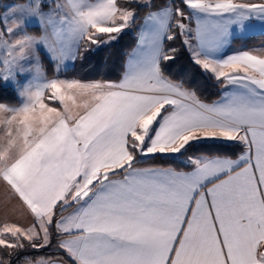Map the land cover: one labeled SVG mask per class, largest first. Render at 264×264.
<instances>
[{"label": "snow or ice", "instance_id": "obj_1", "mask_svg": "<svg viewBox=\"0 0 264 264\" xmlns=\"http://www.w3.org/2000/svg\"><path fill=\"white\" fill-rule=\"evenodd\" d=\"M2 12L0 264H264V47L231 50L264 0ZM132 33L119 79L65 75ZM184 56L215 99L173 74Z\"/></svg>", "mask_w": 264, "mask_h": 264}, {"label": "trees", "instance_id": "obj_2", "mask_svg": "<svg viewBox=\"0 0 264 264\" xmlns=\"http://www.w3.org/2000/svg\"><path fill=\"white\" fill-rule=\"evenodd\" d=\"M5 4H16L18 0H2ZM159 2V0H157ZM34 30V28H30L29 31ZM135 43V37L132 33L129 36H126L123 40L119 42V45L114 50L115 56L112 59H109L105 62L104 56L106 54H100L96 57H93L83 63L79 60L76 62L74 69L71 67L68 69L65 75L72 76H80L85 79H109V80H117L119 79L121 73V65L123 63V54L129 51ZM235 45H244V46H257L264 44V34L257 35L253 37H249L244 40L236 39L233 41ZM45 66L48 70L49 75L52 74V68L47 65L45 61ZM172 72L177 77H185L191 78L192 81L201 86L200 91L203 97L211 100L216 98V93L219 89L211 86V81H207L205 78H202L199 70L195 68V66L190 65L186 56H184L177 65L173 66ZM0 102H8V103H16L15 99H7L5 95L0 92ZM235 154H239L240 149L233 150ZM234 158V157H233ZM181 164V161H176L172 165L177 167ZM186 170V169H184Z\"/></svg>", "mask_w": 264, "mask_h": 264}, {"label": "crops", "instance_id": "obj_3", "mask_svg": "<svg viewBox=\"0 0 264 264\" xmlns=\"http://www.w3.org/2000/svg\"><path fill=\"white\" fill-rule=\"evenodd\" d=\"M6 5H13V4H6ZM134 34V37H135V33H133ZM264 34V32H262L259 28H257V29H255L254 31H251V32H249V33H247V35H246V38H244V39H247V38H249V37H253V36H257V35H263ZM236 39H239V38H236ZM236 39H234V40H236ZM243 39V40H244ZM233 40V41H234ZM239 40H241V39H239ZM262 47H264V44H262V45H257V46H251V47H248V46H244V45H235L234 43H232V46H231V50L232 51H234V50H237V49H239V48H246V49H259V48H262Z\"/></svg>", "mask_w": 264, "mask_h": 264}, {"label": "rangeland", "instance_id": "obj_4", "mask_svg": "<svg viewBox=\"0 0 264 264\" xmlns=\"http://www.w3.org/2000/svg\"><path fill=\"white\" fill-rule=\"evenodd\" d=\"M3 6H6V4L3 3L2 0H0V22H3V12H2ZM30 28H35V22H33V24L29 27V29ZM69 68H71V65L69 66Z\"/></svg>", "mask_w": 264, "mask_h": 264}]
</instances>
